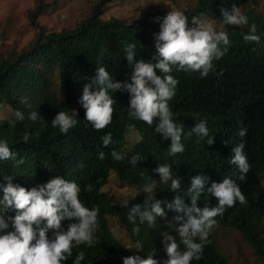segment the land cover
Listing matches in <instances>:
<instances>
[{"label":"trees","instance_id":"trees-1","mask_svg":"<svg viewBox=\"0 0 264 264\" xmlns=\"http://www.w3.org/2000/svg\"><path fill=\"white\" fill-rule=\"evenodd\" d=\"M115 0H98L88 14L74 27L59 31H47L39 25L37 17L45 13L50 3L34 0V6L27 11L29 22L38 29L30 44L21 49H0V105L6 108V115L0 118V140H7L10 149L17 154V160L24 163L13 166L14 161H0V182L4 175H12L13 183L31 189L50 178L60 175L75 181L81 187L80 199L88 208L98 207L99 229L97 242L93 247L81 245L73 249V257L62 264H73L78 251L85 252L82 264H123L122 258L140 255L146 258L151 252L159 264L165 256L162 244L163 233H169L179 243L178 232L168 227L173 212L168 211L166 219H157L154 229L147 223L139 225V235L133 234L134 225L127 219L128 208L122 202L102 190L108 175L115 172L118 179L129 185L143 189L152 184L157 199H172L170 184H161L160 177L152 170L158 164L172 166L173 176L181 178L180 193L186 197L191 178L196 175L209 177L206 186L212 181L222 182L227 177L239 185L246 196L247 204L236 203L227 208L223 216H217V224L227 225L239 231L253 249L257 259L264 264V15L246 11L248 25L228 29L230 44L225 55L214 61L215 74L201 78L199 73L184 71L171 73L179 83L175 97L169 102L173 119L184 126L182 143L185 151L176 156L168 155L170 139H164L155 132V124L130 120L127 116L130 95L126 91L112 93L116 101L110 125L102 131H95L84 120L85 110L77 102L83 85L95 74L98 61L114 80L129 81L131 66L123 53L124 42L136 44V60L151 61L155 49V35L159 32V22L155 17L167 13L161 9H141L138 17L129 20L124 17L101 16L107 4ZM259 0H195L192 7L183 12L191 27L192 17L221 19V9L231 10L233 5L242 9L245 3L256 4ZM256 25L259 43H246L244 34L249 27ZM101 52L104 55L101 57ZM222 72V75H218ZM159 74V72H158ZM27 99V105L21 100ZM78 112V125L67 134L59 132L51 125L58 111L71 114ZM20 110L25 114L23 122H15L14 113ZM31 111H38L40 119L33 122L27 118ZM204 120L214 143L207 144V138L197 142L195 135L188 132L196 123ZM247 128L241 138L238 133ZM130 130L139 133V139L129 144ZM25 132L30 134L29 143L22 140ZM111 133L113 143L107 147L101 137ZM245 143L244 154L250 170L243 180L238 168L228 161L234 155L232 149L241 141ZM226 142V143H225ZM124 153L125 159L117 161L111 151ZM105 153L99 159V153ZM133 155L146 157L135 166L130 163ZM82 163L83 168L77 164ZM146 177H150L148 180ZM89 186L91 190H89ZM3 193L0 191V197ZM145 193L129 200L128 207L143 203ZM204 203L215 206V197L202 195L199 206ZM9 216L15 212L9 209ZM116 216L132 244L140 248L128 250L112 234L108 227V216ZM69 221H62L66 229ZM137 224L139 222L137 221ZM52 237L51 230L48 233ZM210 243L204 248L203 257L192 264H225L215 247L212 233ZM183 248V245L180 244Z\"/></svg>","mask_w":264,"mask_h":264},{"label":"clouds","instance_id":"clouds-1","mask_svg":"<svg viewBox=\"0 0 264 264\" xmlns=\"http://www.w3.org/2000/svg\"><path fill=\"white\" fill-rule=\"evenodd\" d=\"M223 22L231 26H245L249 18L233 5L231 10L221 9ZM159 22V32L155 35V49L151 61L136 60V44L124 42L123 53L131 66L129 81L114 80L110 72L98 61L95 74L88 78L83 85V91L78 103L85 110L84 120L95 131H102L111 124L116 104L112 93L126 91L130 95L127 116L130 120H137L149 126L155 124V132L164 139H170L168 155L176 156L185 151L182 143L184 126L173 119L169 102L175 97L178 79L171 73L184 71L199 73L206 78L210 73L215 74L214 61L220 60L228 50L230 39L225 31L217 30L210 21L192 17L191 27L188 17L181 11H169L163 17H155ZM256 25L252 24L243 36L246 43H259L260 36L256 34ZM101 57L104 55L101 52ZM159 72V74H158ZM218 75H222V72ZM27 105V99L21 100ZM38 111H31L27 118L33 122L40 119ZM15 122H23L25 114L16 110ZM78 112L72 109L71 114L58 111L51 121L53 128H58L62 134H67L75 128L79 121ZM247 128H241L238 135L243 138ZM195 135L197 142L207 138V144L212 145L214 136L209 135V128L204 120L196 123L188 132ZM30 134L25 132L22 140L25 144L30 141ZM102 144L107 147L113 143L111 133L101 137ZM226 143V142H225ZM243 140L234 146V155L228 161L235 165L243 180L250 170L247 156L244 154ZM105 153L100 151L99 159H104ZM111 156L117 160L125 159V154L111 151ZM146 157L133 155L130 163L135 166ZM14 161V167L24 163V159L17 160L7 140H0V161ZM78 163V168H83ZM160 177L161 184H170L169 191L174 193L172 199H157L152 184L144 187V202L136 203L130 208L129 200H134L139 193H129L123 200V206L128 208L127 219L133 227V234L139 235V225L147 223L154 229L157 219H166L168 211L174 213L172 220L167 221L168 227L178 232L179 243L169 233H163L162 244L167 254L163 264H192L203 257L204 248L209 241V235L216 226L217 216H223L227 208L234 207L237 202L246 205V196L232 179L225 177L222 182L212 181L206 186L209 177L196 175L191 178L190 186L185 195L180 193L181 178L173 176L172 166L158 164L152 170ZM150 180V177H146ZM0 182V264H62L73 257V249L81 245L93 247L97 242L96 233L99 229V208H88L80 199L81 187L63 176L56 175L47 182L31 189L13 183L12 175H4ZM89 190L91 187L89 186ZM215 197L217 204L210 206L204 203L199 206L202 195ZM9 209L15 212L9 216ZM69 221L66 229L62 221ZM137 221L139 224H137ZM51 230L52 237L48 233ZM183 245V248L180 247ZM136 248L138 247H129ZM85 252L78 251L73 264H82ZM123 264H159L151 252L146 258L140 255L125 256Z\"/></svg>","mask_w":264,"mask_h":264},{"label":"rangeland","instance_id":"rangeland-1","mask_svg":"<svg viewBox=\"0 0 264 264\" xmlns=\"http://www.w3.org/2000/svg\"><path fill=\"white\" fill-rule=\"evenodd\" d=\"M50 3L45 13L39 14L37 21L39 25L47 31H59L62 28L74 27L89 12L92 5L98 0H45ZM195 0H115L107 4L102 14L103 19L111 16L124 17L133 20L138 17L141 9L150 8L161 9L168 13L171 10L183 11L193 6ZM34 0H0V49H21L30 44L36 36L38 29L33 26L27 17V11L34 6ZM245 14L252 11L254 14L264 15V0H259L256 4L245 3L240 9ZM210 21L213 26L220 31H227L235 26L226 25L223 18H203ZM6 115V108L0 105V118ZM129 144L139 139V133L130 130L127 134ZM264 185V180H263ZM102 190L114 197L115 202H122L128 198L129 193H143V189L129 185L118 179L115 172L111 171L108 180L102 186ZM108 216V227L112 234L128 250L137 247L132 244L125 230L122 228L116 216ZM215 247L218 253L225 258V264H261L257 259L253 249L242 236V234L227 225L216 224L211 231ZM179 237V236H178ZM165 256H167L165 252Z\"/></svg>","mask_w":264,"mask_h":264}]
</instances>
